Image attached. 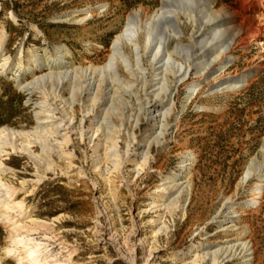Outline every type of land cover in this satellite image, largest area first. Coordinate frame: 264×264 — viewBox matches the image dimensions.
<instances>
[{
	"label": "rangeland",
	"instance_id": "rangeland-1",
	"mask_svg": "<svg viewBox=\"0 0 264 264\" xmlns=\"http://www.w3.org/2000/svg\"><path fill=\"white\" fill-rule=\"evenodd\" d=\"M130 13L141 18L135 44L120 45L109 70L93 74L90 67L106 63ZM0 25L6 34L0 62L9 58L0 67V127L34 132L45 98L58 118L64 105L76 110L72 169L60 171L64 162L53 155L57 169L36 182L37 168L27 155L8 149L1 157L12 199L23 198L24 212L38 222L15 234L1 218L17 219L19 210L0 206V264H17L2 250L28 228L25 233L59 264H189L192 246L218 256L241 238L250 260L233 249L221 264H264V0H0ZM227 32L234 34L232 43ZM210 36L214 46L204 53L201 40ZM159 42L164 58L156 63ZM54 57L55 69L47 68ZM179 62V73L187 75L177 82ZM28 65L36 70L25 73ZM41 75L33 90L16 84ZM237 79L241 86L216 90ZM83 126L99 127L98 141H116L119 171L100 146L101 160L93 165L92 144L75 134ZM33 149L41 154L38 144ZM146 154L148 163L136 167ZM186 156L190 164L179 180L188 196L170 215L151 202ZM103 175L113 180L115 203ZM258 182L260 198L253 202ZM156 218L168 228L152 242Z\"/></svg>",
	"mask_w": 264,
	"mask_h": 264
},
{
	"label": "bare ground",
	"instance_id": "bare-ground-1",
	"mask_svg": "<svg viewBox=\"0 0 264 264\" xmlns=\"http://www.w3.org/2000/svg\"><path fill=\"white\" fill-rule=\"evenodd\" d=\"M163 7V6H162ZM161 9V8H159ZM168 12V11H167ZM166 13V12H165ZM74 16V15H73ZM88 16V15H86ZM86 16L78 19L83 20L86 18ZM225 18V19H224ZM140 14L139 13H130L128 15L126 24L121 32H119L112 40L111 44V51L112 53L109 55L108 60L102 67H90L93 74H99V73H105L109 70L111 64L115 59H117L118 56H120V45L126 43L128 41L131 43V45L135 44V39H138L140 32L138 33V25L136 20L140 21ZM171 19V18H170ZM59 21H64V19L60 18ZM221 21L228 22V17L224 16ZM218 32V31H217ZM228 33V32H227ZM150 34H146V48H149L151 46V39ZM227 40L230 39V43H232V40L234 39V34H227ZM201 36V35H200ZM5 30L3 28V25H0V55L2 53V49L5 43ZM209 37V36H208ZM213 41V36H210L209 39H202V47L205 49L204 53L208 51V49L212 48L214 46V43H211ZM214 42V41H213ZM228 43V44H230ZM32 55V54H31ZM61 57V55H59ZM204 56V55H203ZM21 56H19V59ZM156 63L161 62V60L164 58V53L161 50L160 42L158 43V46L153 47V60L156 59ZM169 58V57H167ZM20 62V61H19ZM58 63L57 58H50L49 62H47V68L49 69H55V65ZM166 62H164L165 64ZM180 65H178L180 68L176 70L175 75L178 81H182L184 78V74L187 75L186 71L184 70L182 73V63L179 62ZM9 64V58L8 57H2L0 62V67L5 69ZM189 66V65H188ZM160 67V66H159ZM26 68H28L26 70ZM23 70L25 73L29 71L36 70L35 67L23 66ZM73 72V71H72ZM67 74V72H64ZM57 74V73H56ZM53 75V74H52ZM51 75V76H52ZM70 73L67 77H69ZM72 76V75H71ZM42 78V79H41ZM249 76L242 77V81H245ZM41 79L43 80V76H39L35 78V80L30 82H22L17 81L16 84L19 86V88L23 90H33L36 83ZM51 80V78H50ZM58 80V79H57ZM49 81V80H48ZM47 83V82H46ZM42 84V83H41ZM43 85V84H42ZM177 83L175 84L176 87ZM242 84L239 83L238 79L235 83L222 85L216 88V90L226 89V88H234L239 87ZM188 88L191 89L189 94L192 95V93L196 90L193 83L188 85ZM175 90V89H174ZM43 92V91H42ZM186 100V99H185ZM188 100V99H187ZM75 109L68 106H63L61 117L58 118L55 116V108H53L51 105L47 104V100L45 98L44 101H42V117H38L39 126H37L34 129V132L32 131L27 132L23 130H13L8 127H0V189L4 188L6 193L0 192V206L3 207L6 211L17 209L19 210V216L17 219H11L9 217H2L3 223L8 224L10 227V230L15 234L18 231H21L25 227H30L34 225L36 222H38L35 218L28 215L25 210H23L24 206V199H12V196L15 195L14 189H11L9 185H7L3 179L2 174L6 171L5 165L1 159L3 155H7L8 149L12 150L14 153H22L27 155L30 159L34 161V164L37 168V178L36 182H39L44 176V172L48 171H54L57 169L58 166L55 162L53 155L57 156L58 160L63 161L64 165L60 168V171L72 169L74 165V154H72L69 151L70 145L73 143L72 140V132L74 131V127L72 126V122L75 119ZM90 111L87 110V113ZM84 122L85 119H82ZM99 130V127H96L94 130H92L90 127L87 129L83 126L82 128L78 129L75 134L78 135V138L81 141L88 140L90 144L93 146V154L91 155L93 157V165H95V160L101 157V154H99L98 147H102L107 151L105 153V158L108 160L109 163L112 164V168L115 172L119 171L121 167V160L120 156L122 154H119L116 149V141L105 140V141H98L97 139H94V136L97 134ZM111 133V132H110ZM112 137V136H111ZM100 140V139H99ZM39 145L41 147L42 151L41 154L35 153L33 147L35 145ZM126 146L129 147V144L126 143ZM117 150V151H116ZM124 154H128V151H124ZM103 156V155H102ZM136 154L134 155V157ZM98 157V158H96ZM185 159L181 161L180 165V171L175 173L174 176H166L162 179V182L159 184V187H157L155 194L153 195V204H155V208H163L165 212L169 213L170 215H173L178 209H180L179 199L183 196H188L187 194V186L184 185L185 181L179 180L183 177H185V166L190 164L191 157L186 156ZM101 158H99V161ZM189 160V161H188ZM133 161H135L133 159ZM149 161L148 155H144V157L141 159L140 162L135 161L137 164L136 167H139L142 169L145 164H147ZM100 166V165H99ZM99 166H96V169L99 170ZM39 168L43 169V172L39 171ZM112 170V171H113ZM111 171V170H109ZM111 171V172H112ZM99 174L102 175L101 170H99ZM112 174V173H111ZM173 174V173H172ZM247 172L245 173V179L247 178ZM104 176V175H103ZM260 177H264V174H262ZM104 181L107 183V191L108 195L110 197V201L115 203L116 201V187L113 183V180H111L109 175H106L103 177ZM244 179V178H243ZM263 180L260 179V182ZM22 185L27 184L26 180L21 181ZM263 185L259 182L256 183L254 188V199L253 202H257V198H260V192L261 187ZM3 192V191H2ZM33 192V189H29L27 195H31ZM174 193H177L176 196L169 199L170 196ZM7 196L4 197V196ZM4 197V198H3ZM187 198L183 200V204L181 205V210H184L186 212V207H184L186 204ZM158 201H162L160 204H157ZM5 212V211H4ZM60 217H53L50 221H45L46 223H54L55 221H58ZM153 223H157L155 226V229L152 231V242H158L159 236L162 233H165L167 230V226L164 223H161L159 221V218H156L152 220ZM29 228L25 231L27 232ZM227 230V229H226ZM21 233L22 237L20 236L17 238L11 239L10 246H7L3 248V258L6 259L8 256H13L15 260L17 261V264H59V260L56 257L51 258V254L45 251H42L39 246V241L34 240L33 238H30L27 233ZM25 233V234H24ZM20 235V233H19ZM197 246H192L193 254L191 258V263L189 264H221L222 262H225V259L227 256H224L228 251L238 252V255L240 258L243 259V261L248 262L250 258H247L248 256V244L246 241L240 239L239 243L227 245L225 249L221 248L222 251L220 255H210L209 250L205 247L204 251L197 252ZM23 249V250H22ZM22 250V251H21ZM191 251V250H190ZM215 253L216 251H211V253ZM177 259V258H175ZM174 259V260H175ZM1 261V257H0ZM187 264V263H186Z\"/></svg>",
	"mask_w": 264,
	"mask_h": 264
}]
</instances>
